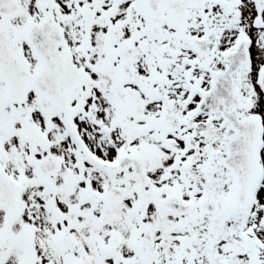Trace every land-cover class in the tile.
Instances as JSON below:
<instances>
[{
    "label": "snow or ice",
    "instance_id": "snow-or-ice-1",
    "mask_svg": "<svg viewBox=\"0 0 264 264\" xmlns=\"http://www.w3.org/2000/svg\"><path fill=\"white\" fill-rule=\"evenodd\" d=\"M0 264H264V0H0Z\"/></svg>",
    "mask_w": 264,
    "mask_h": 264
}]
</instances>
